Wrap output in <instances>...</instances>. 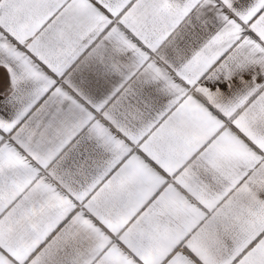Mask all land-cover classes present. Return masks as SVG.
I'll return each instance as SVG.
<instances>
[{"label":"snow or ice","instance_id":"6c2138e0","mask_svg":"<svg viewBox=\"0 0 264 264\" xmlns=\"http://www.w3.org/2000/svg\"><path fill=\"white\" fill-rule=\"evenodd\" d=\"M0 264H264V0H0Z\"/></svg>","mask_w":264,"mask_h":264}]
</instances>
